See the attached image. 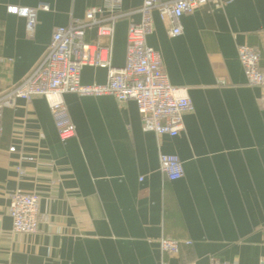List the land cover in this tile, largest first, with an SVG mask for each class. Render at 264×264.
Here are the masks:
<instances>
[{"label": "crops", "instance_id": "obj_1", "mask_svg": "<svg viewBox=\"0 0 264 264\" xmlns=\"http://www.w3.org/2000/svg\"><path fill=\"white\" fill-rule=\"evenodd\" d=\"M142 1L121 0L125 15L111 42L86 32L88 42L111 46L115 68L125 64L127 29ZM38 3L49 10L36 13L29 35L8 7ZM102 3L0 0V95L36 67L55 27ZM152 18L146 43L193 105L183 131H143L133 101L65 94L75 135L61 142L44 98L16 100L0 119V264H264V94L247 85L237 57L242 45L264 48V0L200 7L181 17L176 37L157 12ZM259 66L264 73V56ZM106 78L104 68L81 69L83 85ZM161 153L179 158L181 179L165 178ZM16 190L40 197L45 220L35 234L12 231ZM162 238L190 245L170 256Z\"/></svg>", "mask_w": 264, "mask_h": 264}, {"label": "built area", "instance_id": "obj_2", "mask_svg": "<svg viewBox=\"0 0 264 264\" xmlns=\"http://www.w3.org/2000/svg\"><path fill=\"white\" fill-rule=\"evenodd\" d=\"M121 0H103L102 6L89 7L80 19L53 29L47 50L36 67L18 84L0 95V119L4 109H13L16 100L30 101L42 97L47 103L57 135L65 142L75 135L66 104L65 94L79 97L112 96L119 103L133 101L139 113L143 131L162 137H175L184 129L183 115L193 110L185 88L168 83L160 54L150 48L146 38L153 31V12L166 24L170 37L181 34L180 19L208 4L217 6L219 0H143L137 12L139 21L127 29L125 64L115 68L111 64V46L88 42L86 32L94 29L98 37H113L115 23L125 14L120 11ZM46 3L33 8L9 6L8 11L25 18L26 31L33 33L35 16L48 11ZM264 48L242 45L237 57L247 85L261 89L264 94V73L260 61ZM85 66L106 69L104 84L83 85L81 69ZM14 149L10 148L9 152ZM159 167L168 181L183 177L182 163L175 155L159 154ZM19 175L22 174L17 168ZM39 195L16 190L9 195L7 213L12 221V231L35 234L45 217L39 211ZM161 251L170 256L179 253L189 241L162 238ZM216 264V263H215Z\"/></svg>", "mask_w": 264, "mask_h": 264}]
</instances>
